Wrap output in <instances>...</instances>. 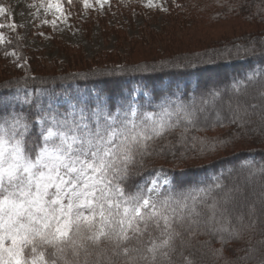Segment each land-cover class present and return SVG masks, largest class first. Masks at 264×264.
<instances>
[{
	"label": "snow or ice",
	"instance_id": "snow-or-ice-1",
	"mask_svg": "<svg viewBox=\"0 0 264 264\" xmlns=\"http://www.w3.org/2000/svg\"><path fill=\"white\" fill-rule=\"evenodd\" d=\"M66 2L71 5L73 0ZM82 2L85 8L90 6L89 0ZM64 3L47 0L41 6L64 17ZM148 6H154L153 0ZM4 12L0 7V14ZM262 12L258 6L257 14ZM249 44L245 54H255L256 41L250 39ZM211 62L176 57L170 66L195 72ZM262 77L264 70L253 66L229 88L239 95ZM222 91L210 89L199 97L198 105L195 95L182 100L177 85L175 92L162 96L156 105L159 111H141L134 101L113 107L99 96L91 102L77 100L64 112L45 109L27 92L23 98L18 94L0 98V108H11L0 115V264H203L209 257L213 264H264L261 248L232 249L245 251L234 258L225 255L258 219L255 207L249 206V222L241 212L233 224L237 206L233 193L241 190L229 189L217 199L213 193L223 188V172L212 177L215 183L205 185L185 180L183 171L170 177L160 168L133 188L128 184L154 156L183 161L192 152L216 150L221 141L190 133L203 130L201 123L223 126L219 110L210 124L207 116L202 122L197 117L206 105L215 107ZM258 95L264 98V88ZM17 103L31 107L34 116L16 111ZM257 107L239 103L233 107L229 102V122L245 128L254 114L249 108ZM255 115L259 126L251 131L258 133L264 128V112ZM176 128L182 131L175 143H158ZM250 165L245 160L241 167ZM258 174H264V165L252 167L248 179ZM199 235L211 237L200 245V261L192 253L185 255ZM212 241L220 247L212 248Z\"/></svg>",
	"mask_w": 264,
	"mask_h": 264
},
{
	"label": "trees",
	"instance_id": "trees-1",
	"mask_svg": "<svg viewBox=\"0 0 264 264\" xmlns=\"http://www.w3.org/2000/svg\"><path fill=\"white\" fill-rule=\"evenodd\" d=\"M167 3L168 12L160 30L148 29L140 36L130 39L124 36L126 34L122 30H113L120 40L128 43L125 59L108 53L105 57L89 63L79 57L73 59V63L69 61L67 67L58 71L59 66L44 59L40 61L36 54L23 49L17 36L11 34V41L0 50V58L13 62L15 73L11 75L7 70H0V98L14 94L23 98L27 92L33 100L38 99L45 109L50 106L52 110L64 112L71 105H75L77 100L91 102L99 96L113 107L134 101L141 111H159L156 105L160 103L162 96L175 92L177 85L182 100H188L191 95H195L198 105L199 97L210 89H221L222 96L215 102V107L208 104L203 112L198 111V120L202 122L207 116L210 124L216 116L212 110H227L231 102L232 106L234 103L258 106L255 109L249 108L254 113L249 118L251 123L242 129L230 123L231 117L222 112L223 126L217 124L209 127L201 123L203 130H193L190 133V136L206 138L208 141H221L216 150L202 155L192 152L183 161L175 160L170 155L154 156L147 161L141 174L133 176L128 184L129 188H133L149 178L153 169L160 168L170 177H176L183 171L185 180L203 182L205 185L215 183L212 177L223 172V188L216 190L213 195L220 199L224 192L237 187L243 192L246 183L243 181L248 179L251 168L264 165V128L258 133L251 131L259 126L255 113L264 112V104L261 105L264 98L258 95L259 90L264 88V77L249 83L239 95L231 92L229 86L234 80L243 79L253 66L264 70V12L257 14L258 6L264 8V0H167ZM196 5L198 9L194 8ZM127 12L125 13L130 15ZM157 13L159 12L154 14ZM250 39L256 41L255 54L244 52L245 48L250 47ZM237 46L240 48L239 55ZM176 57H188L197 62L211 59L212 62L202 64L195 72H182L170 66ZM137 66H140L139 70ZM144 66H147V71L143 70ZM7 111H11V108H0V115ZM16 111L25 113L30 119L34 116L33 109L29 106L21 107L17 103ZM36 128L38 129V125ZM181 131V128H176L158 143H175ZM245 160H250L251 165L241 167ZM262 177L264 178V174H258L250 181L262 183ZM239 179L243 181H236ZM260 182L256 183L260 185ZM262 187L259 202L249 203L247 191L243 195L240 192L233 193L237 203L233 224L236 223L235 215L241 213V204L242 208H247L249 204L255 207L258 223L254 229L243 231L242 240L230 245L225 252L227 257L244 256L249 247L264 249V245L259 243L264 241V185ZM243 214L245 222H249L248 212ZM210 239L208 235L193 238L192 247L185 250V255L192 253L200 261V245ZM211 247L219 248L220 245L212 241ZM232 249L245 251L233 252ZM203 264L213 262L209 257L203 260Z\"/></svg>",
	"mask_w": 264,
	"mask_h": 264
},
{
	"label": "rangeland",
	"instance_id": "rangeland-1",
	"mask_svg": "<svg viewBox=\"0 0 264 264\" xmlns=\"http://www.w3.org/2000/svg\"><path fill=\"white\" fill-rule=\"evenodd\" d=\"M42 3L46 5L47 0H0V7L5 9V12L0 14V24L4 25L0 28V34L4 37L0 50L16 35L23 49L36 54L40 61L44 59L59 66L58 71L67 67L69 61L73 63V59L79 57L89 63L99 57H105L108 53L120 55L125 59L128 43L120 40L113 30H122L126 34L124 36L129 39L140 36L148 29L160 30L168 12L167 0H153L152 7L148 6V0H107L102 5L96 3V0H89L90 6L87 8L82 0H73L71 5L65 0L66 16L61 17L54 9L42 7ZM122 7L125 9L122 10ZM194 8L198 9V6ZM156 12H159V15L154 14ZM87 22L89 23L86 24ZM0 70H7L9 74L14 75L15 66L13 62L0 58ZM243 95L245 93L241 97ZM236 104L234 103L233 107ZM217 110H212L215 115ZM219 112L231 117L230 108L224 111L220 109ZM254 181L247 178L243 181L247 187L243 186V192H248L249 203L259 202L260 188L264 185V181H256L260 182V185ZM243 192L240 191V194L243 195ZM249 205L247 208L240 207V212L247 214Z\"/></svg>",
	"mask_w": 264,
	"mask_h": 264
}]
</instances>
